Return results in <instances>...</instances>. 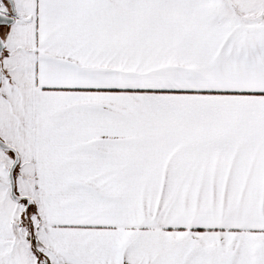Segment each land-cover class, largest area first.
<instances>
[{
    "label": "snow or ice",
    "instance_id": "1",
    "mask_svg": "<svg viewBox=\"0 0 264 264\" xmlns=\"http://www.w3.org/2000/svg\"><path fill=\"white\" fill-rule=\"evenodd\" d=\"M0 264H264V0H0Z\"/></svg>",
    "mask_w": 264,
    "mask_h": 264
}]
</instances>
